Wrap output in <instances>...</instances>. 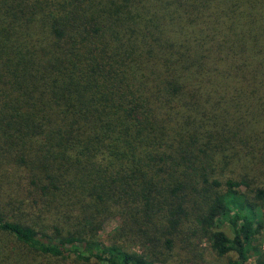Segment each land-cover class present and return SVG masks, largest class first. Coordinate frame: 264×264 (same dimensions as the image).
<instances>
[{
  "label": "trees",
  "instance_id": "obj_1",
  "mask_svg": "<svg viewBox=\"0 0 264 264\" xmlns=\"http://www.w3.org/2000/svg\"><path fill=\"white\" fill-rule=\"evenodd\" d=\"M263 231L264 0H0V264H264Z\"/></svg>",
  "mask_w": 264,
  "mask_h": 264
},
{
  "label": "rangeland",
  "instance_id": "obj_2",
  "mask_svg": "<svg viewBox=\"0 0 264 264\" xmlns=\"http://www.w3.org/2000/svg\"><path fill=\"white\" fill-rule=\"evenodd\" d=\"M118 227V221L116 219H111L104 224V227L100 230V238L102 241H106L107 237L113 233ZM218 228L224 231L230 238L233 234L228 225L220 224ZM258 243L261 246L262 253L264 254V231L258 239ZM201 252H203V258L199 260V264H228L229 261H234L236 259L235 255L230 254L225 257H218L209 247L206 240L201 242ZM132 252L139 253L140 249L138 247H131ZM248 264H255V258H250Z\"/></svg>",
  "mask_w": 264,
  "mask_h": 264
}]
</instances>
